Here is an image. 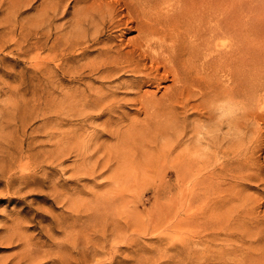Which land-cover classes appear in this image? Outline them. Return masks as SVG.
Returning <instances> with one entry per match:
<instances>
[{
  "label": "bare ground",
  "instance_id": "6f19581e",
  "mask_svg": "<svg viewBox=\"0 0 264 264\" xmlns=\"http://www.w3.org/2000/svg\"><path fill=\"white\" fill-rule=\"evenodd\" d=\"M36 1L0 0V202H21L23 189L41 188L66 161L69 132L62 126L73 119L63 112L68 98L57 103L53 96L72 72L87 91L82 104L88 108L79 117L108 114L110 124L116 122L109 131L119 134L126 122L122 131L132 139L150 135L179 142L196 136L197 143L211 146L224 124L244 116L247 99L263 106L264 0H42L41 10L25 15ZM69 13L71 28L56 22ZM72 67L78 71H69ZM128 94L134 95V117L124 111ZM42 130L55 149L38 143ZM231 152L213 164L233 167L246 157L242 143ZM67 183L64 177L53 181L45 200L65 204L56 194L64 195ZM75 197L69 198L71 210L50 212V223L39 230L45 239L26 241L13 264L126 262L119 244L79 249L81 235L89 231L96 237L90 225L100 218V200ZM104 198L115 206L112 194ZM168 210L171 219L178 215L177 209ZM196 218L191 212L169 219L165 234L179 233ZM24 221L15 220L13 234ZM246 256L240 264H260L251 252Z\"/></svg>",
  "mask_w": 264,
  "mask_h": 264
},
{
  "label": "rangeland",
  "instance_id": "374dc122",
  "mask_svg": "<svg viewBox=\"0 0 264 264\" xmlns=\"http://www.w3.org/2000/svg\"><path fill=\"white\" fill-rule=\"evenodd\" d=\"M41 1L37 0L34 9L25 15L41 10ZM56 22H67L66 26L71 28L74 18L71 13L60 14ZM48 54V49L42 52L43 56ZM69 71L78 70L72 67ZM77 76L73 72L66 75L53 96L57 103L63 101V96L68 98L63 112L73 119L62 126L69 132L64 139L66 161L47 176L41 188L30 185L23 189L21 202H0V264H13L29 239L44 240L40 227L50 223L51 211L71 210V196L100 200V218L90 225L96 237L89 231L87 237L81 235L79 249L86 245L92 249L94 245L110 248L119 244L120 256L126 259L122 264H240L250 252L252 259L258 258L256 261L264 264V100L262 106L261 101L252 104L247 99L244 116L235 119L236 124H224L211 146L197 143L196 136L179 142L166 138L156 141L150 135L132 139L122 131L127 128L126 122L121 123L123 129L119 134L109 131L116 122L110 124L108 114L92 119L79 117L88 107L82 104L87 93L85 82L76 80ZM93 85L98 86V82ZM133 97L127 95L129 100L124 107L129 117L136 115ZM47 137L45 131H40L38 143L55 149ZM238 143H242L246 153L241 163L227 168L213 164L220 156L221 160L233 156L231 151ZM63 177L68 179L69 186L64 195H56L60 199L65 197L66 202L52 206L45 200V193L53 181ZM111 194L116 198L114 207L104 198ZM167 208L177 209L178 215L171 219ZM191 212L197 213L193 225L184 226L179 233L165 234L170 221ZM19 217L25 221L13 234V224Z\"/></svg>",
  "mask_w": 264,
  "mask_h": 264
}]
</instances>
